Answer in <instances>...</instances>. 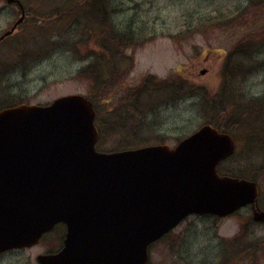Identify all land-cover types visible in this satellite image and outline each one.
<instances>
[{"label":"rangeland","instance_id":"rangeland-1","mask_svg":"<svg viewBox=\"0 0 264 264\" xmlns=\"http://www.w3.org/2000/svg\"><path fill=\"white\" fill-rule=\"evenodd\" d=\"M20 1L25 9V23L18 26L12 37L0 42V97L6 100V105H46L70 94L88 97L92 83L77 75L89 63V59L78 61L77 53L65 48L78 40L81 50L93 47L92 41L83 43L88 36L83 31L85 26L93 23L92 17L86 12H74L62 25L52 29L43 28L41 24L32 26L37 21L50 22L60 12H71L73 6H83L88 0H50L48 5L49 0H45V3L42 0ZM63 5L66 8H62ZM108 5L117 10V14L112 16L115 27L123 30L130 24L131 29L140 31V40H143L137 46L121 52L126 62L128 58L132 61L128 71L125 70L123 81L116 85L118 94L130 92V88L140 84L147 76L175 83L184 81L190 86L189 90L195 88L203 93L195 95L190 91L186 97H182L181 90L176 94L173 89L174 94L169 98L165 93L152 96L154 109L141 111L138 115L140 126L133 129L134 133L126 130L112 133L110 138L99 142V150L111 152L127 149H113V146L118 144L121 147L119 141H131L134 135L143 140L133 147L157 143L173 147L201 126L215 122L221 130L223 126L231 127L230 130L223 128L235 135L238 141L237 153L222 163L219 170L227 173L237 171L254 177L264 190V157L257 155L264 147L259 148L258 130L246 128L244 120L239 117L242 98L249 95L255 97L253 93L264 92V67L245 81H239L240 85L235 82L236 86L231 88L228 85L230 80L222 76L224 61L234 48L233 38L243 25V34L237 35L236 41L246 36L251 38L250 41H255L259 34L264 35V0H109ZM56 10L60 12L56 13ZM81 13L84 17L74 16ZM19 16L16 5L0 0V35ZM47 16L51 19L44 18ZM232 18L236 24L229 35L226 28ZM96 22L104 24L103 21ZM43 35L50 36L54 41L50 50L47 47L36 48L44 43ZM240 62L233 60V64ZM106 85L109 88L110 83ZM228 88L231 93L234 91L235 102L229 99L234 106L225 100L229 96ZM103 90L104 87L100 86L96 92ZM99 96L104 98L103 94ZM112 102H100V118L103 120L114 115L112 109L108 110ZM115 102L116 99L113 105ZM246 136H254L255 139L250 141L253 143L248 145ZM252 170H260L261 173L256 176ZM250 216L246 208L232 220H218L209 216L188 217L173 233L181 234V240H172V234L151 246L149 264H180L178 258H183L184 264H234L240 247L233 253L227 245L231 240L228 238L238 234L242 218ZM255 232L263 238L264 243V225L258 226ZM49 242L48 237L33 248L1 254L0 264H37L36 256L50 249ZM187 252L194 257L185 256ZM228 253V261H224L223 256ZM242 261L238 260L235 264H264V255L255 263Z\"/></svg>","mask_w":264,"mask_h":264},{"label":"water","instance_id":"water-1","mask_svg":"<svg viewBox=\"0 0 264 264\" xmlns=\"http://www.w3.org/2000/svg\"><path fill=\"white\" fill-rule=\"evenodd\" d=\"M20 18L0 40L11 35ZM82 95L0 112V253L31 247L55 224L63 248L39 264H147L148 246L191 214L226 216L254 204L253 182L217 174L234 141L204 125L174 148L97 152ZM253 219L264 221V212Z\"/></svg>","mask_w":264,"mask_h":264},{"label":"trees","instance_id":"trees-1","mask_svg":"<svg viewBox=\"0 0 264 264\" xmlns=\"http://www.w3.org/2000/svg\"><path fill=\"white\" fill-rule=\"evenodd\" d=\"M42 1L45 3V0ZM108 2L109 0H88L83 6H73L74 10L71 12L61 13L56 10L55 12H60V14L55 16L56 19H52L50 22L41 23V21H37L38 23L35 22L32 25L36 26L41 24L43 28L52 29V27L62 25L67 19H69V17L73 16L71 14H74V12L78 14L79 12H86L87 15L92 17L93 23L89 26H85L86 29L83 31L84 34H88L87 40L83 41V43L86 41H92L93 47H88L90 49L83 48L81 50L78 48L79 45L77 42L80 41L78 40L75 43H70L65 50L71 52L73 49V53H77L78 61L89 59V63L81 68L77 76L79 78L90 80L92 83L88 98L93 104V108L96 112L95 125L99 132V142H102L106 138H110L112 133L115 132H123L126 130L134 133L133 129L140 126L141 120H138V115L141 111L143 109H149V111L154 109L155 105L151 103L152 96L165 93L167 96L166 98H169L172 90L176 87L172 82L159 81L153 77H147L134 88H130V92L125 91L123 94H118V92H116V85L123 81L122 79L124 78L125 70L127 69L128 71L132 61V59L128 58V62H126L123 55H121V52L129 47L137 46L143 42V40H140V31L137 29L135 30V28L131 29L130 24L126 25L123 30H119L115 27L112 22V16L117 14V10L112 6H109ZM49 3L50 0L46 5ZM62 8H66V5H63ZM74 16L78 18L84 17L82 13L80 16H77V14ZM44 18L51 19L50 16ZM96 21H103L104 24ZM76 24H78V22ZM42 37L45 38L44 43L38 45L40 48L36 46L37 50L44 47H47L48 50H50L54 41L50 39V36L43 35ZM24 56H27V53H24ZM107 82L110 83L109 88L106 85ZM100 86H103L104 90L101 93H97L96 89ZM178 88L181 90L180 93H182V97H186L190 91L195 95L203 93L195 88L189 90L190 86L184 81L178 85ZM100 94H103L104 98L101 99L99 96ZM107 98L109 99L107 100ZM115 99L116 102L113 105ZM103 101H113V106L111 105V108H108V110L112 109L111 112H113L114 115L105 120L100 118L99 111L100 102ZM209 124L216 126L215 122ZM223 127L226 128V130L231 129V127ZM223 127L222 129H224ZM142 140L143 138L139 139L134 135L131 141H119L118 143L121 144V147L117 144L116 146H113V149L131 148L136 146ZM144 141L146 142V139ZM98 145V147H100V143H98ZM232 175L239 177L241 174L237 173Z\"/></svg>","mask_w":264,"mask_h":264},{"label":"flooded vegetation","instance_id":"flooded-vegetation-1","mask_svg":"<svg viewBox=\"0 0 264 264\" xmlns=\"http://www.w3.org/2000/svg\"><path fill=\"white\" fill-rule=\"evenodd\" d=\"M16 5L15 3H12V5ZM17 6V5H16ZM242 18V16L240 17ZM25 19V17H24ZM25 20H23L22 25H24ZM236 24V21L232 18L230 19V24L229 26L226 28V33L231 35L232 32H230L231 28H234ZM21 25V26H22ZM243 29H244V25L239 29V31L237 32V34L234 36L233 38V50L228 54L227 58L224 61V66H223V71H222V76H224L225 79L230 80V83H228V85H230V88L233 86H236L234 83L235 82H243L246 80V78L248 77H252L254 75V73L256 72V70H258L259 68L264 67V57H260V55L264 56V35L260 36L261 34H257L256 36V40L255 41H250V39L244 38L242 40L236 41V37L237 35L240 36L243 34ZM17 30V29H16ZM16 30L14 31V33L16 32ZM239 33V34H238ZM252 37V36H251ZM233 60H241L240 63H235L233 64ZM246 61V63H245ZM240 85V82H239ZM229 89V96H227V98L225 99L227 101V103L229 105H233L232 102L229 100L231 98V100L233 102H235L234 100V91H232ZM253 96H247L244 97V99L242 98V109H241V116L240 119L244 120L243 121V125L246 128L252 129L255 128L258 130V135L257 137H259L260 141L259 144L258 142H256L259 145V148L264 147V92L263 93H253ZM4 98L0 97V111L6 109V108H10L13 106H8L6 105L3 100ZM246 99V100H245ZM4 102V103H3ZM234 106V105H233ZM228 134H230L232 136V138L234 139L235 142V150L234 153L232 155V157L235 156V154L237 153V139L236 136L233 135L232 133L226 132ZM255 139L254 136L245 137V142L249 145L253 142H250L251 140ZM262 145V146H261ZM261 150V149H260ZM258 157L262 156L264 157V148L261 150L260 153L257 154ZM232 157H229V159H231ZM264 160V158H263ZM264 172V171H262ZM252 173H255L256 176L259 175L260 170H252ZM245 176V175H243ZM243 178V177H240ZM247 180H251L254 181L256 183V187H257V196H256V200L254 202V204H248L238 210H236L235 212H233L232 214L226 216V217H216V216H209V217H213L214 219H218V220H232L233 218H235L242 210L244 209H248L250 211V218L245 217L244 219L242 218L243 221H241L239 223V232L238 234L232 235L231 239L227 242V245L229 246V249L231 251H233V253L237 252L238 248L240 247V251H239V255L236 257V260L233 261V263H237L238 260H243L242 262H251V263H255L256 260H260L262 258V255H264V243H263V238L257 236L255 229L258 226H263L264 225V221H255L253 219V213L254 211H263L264 212V190L262 189V187L259 185L258 181L256 180V178L253 177H249L246 176ZM191 216H187L186 218H184L178 225L177 227H175L173 230H171L169 233H167L164 237H162L159 241H157L156 243L165 240V238L171 236L174 233V230L176 228H178L179 226H181L185 220ZM66 226L62 223L56 224L53 229L48 232L45 233L42 238L38 241L37 245H40L46 238H50V242H49V248L48 251H46L45 254H55L58 253L62 247H63V243H64V239L66 236ZM172 240H181L182 236L181 234L178 235H172ZM154 243V245L156 244ZM35 247V246H34ZM33 248V247H32ZM30 249V248H27ZM27 249H20V250H27ZM228 249V250H229ZM12 251H18V250H12ZM10 252V251H9ZM1 255V254H0ZM39 255V254H38ZM185 256H193L190 253H186L184 254ZM228 254H225L223 256V260L224 261H228ZM37 257V256H36ZM260 258V259H259ZM180 264H184L183 262V258H178ZM186 264H188V262H185Z\"/></svg>","mask_w":264,"mask_h":264}]
</instances>
